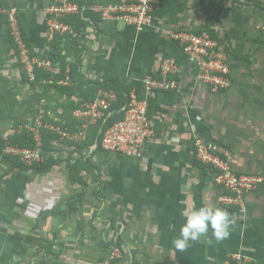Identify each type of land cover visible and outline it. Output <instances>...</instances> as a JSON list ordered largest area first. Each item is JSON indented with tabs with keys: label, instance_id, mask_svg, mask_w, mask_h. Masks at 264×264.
Masks as SVG:
<instances>
[{
	"label": "crops",
	"instance_id": "0c3cea01",
	"mask_svg": "<svg viewBox=\"0 0 264 264\" xmlns=\"http://www.w3.org/2000/svg\"><path fill=\"white\" fill-rule=\"evenodd\" d=\"M90 1L107 5L120 0ZM13 2L36 56L52 58L63 71L70 68L75 60L68 52L70 41L56 37L47 22L50 0ZM175 30L215 36L228 52L229 88L211 92L198 79L195 66L169 34ZM84 34V78L141 81L158 72L164 57L175 56L179 87L153 96L155 138L139 157L106 153L93 145L82 152L77 144L63 146L51 138L67 159L36 172L13 167L0 147V264H93L108 258L103 241L112 231L122 236L126 251L118 264H221L238 251L264 264V183L247 196L246 211L221 204V189L209 169L199 165L193 146L197 138L216 142L231 152L234 169L264 174V7L246 0H161L153 26L140 32L98 20L88 23ZM56 81L34 85L0 16L2 141L30 125L42 107L65 119L67 112L56 103L83 99L86 85H60L75 91L59 95ZM80 156L96 169L72 183L68 163ZM203 205L230 213V235L217 241L209 229L185 250L175 249L172 242L184 217L193 206Z\"/></svg>",
	"mask_w": 264,
	"mask_h": 264
},
{
	"label": "built area",
	"instance_id": "2783aa9c",
	"mask_svg": "<svg viewBox=\"0 0 264 264\" xmlns=\"http://www.w3.org/2000/svg\"><path fill=\"white\" fill-rule=\"evenodd\" d=\"M82 0H50L46 8L47 22L53 34L76 37L78 34L67 18L82 14L89 9L99 15V21L112 20L125 26L142 31L153 26L161 0H120L107 5L92 3L89 7ZM264 7V0H246ZM19 8L13 0H0V16H5L7 27L19 52L23 69L31 80L35 79L36 68L50 74L47 82H55L57 74L65 77L57 79L59 85L70 84V68L62 70L52 58L31 56L19 24ZM174 39L185 57L195 66L198 79L211 92H221L232 84L230 61L227 50L207 31L190 30L171 31ZM180 62L175 56H167L160 62L156 74L141 80V91L133 87L126 95V102L118 106V93L113 89L99 88L92 99H82L72 111L73 121L54 118L45 108H41L31 124L27 125L36 141L33 148L20 147L9 142L5 137L2 152L5 155L18 157L24 164L32 166L52 155L43 147V129L55 135L57 144L66 146L80 144L89 134L92 126H100V148L106 153H119L139 157L146 145L155 138V128L149 115L150 99L161 92L177 90L179 87ZM112 121L109 123V121ZM98 143L92 146L97 148ZM74 145V146H75ZM195 156L213 174L215 183L220 187L218 200L223 205L237 206L246 211L247 196L264 183V175L253 172H242L234 169L232 154L216 142L197 138L193 142ZM118 246L112 248L111 255L93 264H112L121 257ZM221 264H255L254 259L242 252L231 253Z\"/></svg>",
	"mask_w": 264,
	"mask_h": 264
},
{
	"label": "trees",
	"instance_id": "16d2710c",
	"mask_svg": "<svg viewBox=\"0 0 264 264\" xmlns=\"http://www.w3.org/2000/svg\"><path fill=\"white\" fill-rule=\"evenodd\" d=\"M81 3L87 7L90 6V4H92V2L90 0H82ZM2 19L7 23L6 17L5 16H1ZM100 18L99 16L96 15V13H94L93 11L89 10V9H85L84 12L82 14H77L74 16H71L69 18L66 19V21H68L69 23H72L75 28H76V32H77V36L76 37H72V36H66L68 37L70 43L68 46V52L69 55H73L75 60L70 62V76L72 78V81L78 82L79 84H83L86 85L85 88L82 87L83 89V99H92L95 97L96 91L99 88H106V89H113L118 93V97H119V103L118 106L123 105L126 102V95L129 93V91L133 88V87H137L138 91H141V81H136V80H132L128 83H124L122 81H120L119 79L115 78V77H107L101 80H90V79H86L82 76V74L80 73V64H81V56L82 53L84 52V48H82V46L80 45L81 43H83V39L85 37L84 34V29L86 27V25L89 24H94L96 21H98ZM21 31H22V35L24 37V40L30 50V54L31 56H35L36 53L34 52V50L32 49L31 45L29 44L27 37L25 35L24 29L23 27H21ZM200 32V31H197ZM9 33V30H8ZM10 35V33H9ZM59 36V38L63 37L60 36L59 34H56V37ZM214 38L215 36L212 35ZM10 40L12 42V45L14 47V50L16 52V55L18 57L19 60V64L23 70V72L25 74H27L25 72V70L23 69V64L21 63L20 59H19V52L17 49L16 44L13 41L12 36L10 35ZM60 54V53H59ZM66 58V56L64 57V59ZM62 60V59H61ZM56 80L59 78H63L65 77V74L60 73L57 74L56 76ZM50 78V74L46 71H43L39 68H36L35 71V79L32 80V82L34 83V85L40 83V81L43 80H49ZM45 87L44 89L46 91L51 89V85L49 83L44 84ZM56 87V91L59 95H62L64 93H74L75 88L74 87H68V86H60L58 84H55ZM78 103V102H77ZM77 103L71 102V101H67V103H56V108L59 106H63L65 111L67 112L65 114V120L67 123H71L73 121L72 118V111L73 109L76 107ZM154 104V98L152 97L150 99V110H149V115L150 117H152V111H151V106L153 107ZM47 107H50V104H47ZM112 121V119L109 121V123ZM99 127L100 126H92L88 137L81 142L80 144H77L79 147L78 150H82L83 148H88L91 145H95L96 143H98L97 145V150H101L100 148V139H101V133H99ZM43 147L44 149H47L48 151H51L53 145L50 144V140L51 138H55V135L47 130V129H43ZM9 142L13 145H18L20 147H29V148H33L36 146V141L34 139V136L32 134L31 131L28 130V128L26 127L24 130H22L21 132L17 133L15 132L13 135H11L9 137ZM3 143L4 140L2 141V139H0V147L1 150L3 149ZM53 155L48 156V158L42 162H36L34 163L32 166H28L26 164H24L18 157L16 156H11V155H6V157L12 162L13 167H18L21 170H28V169H34L36 172H42L48 169H51L57 162V158L52 157ZM199 162V161H198ZM199 165L203 168L205 167L204 164H202L201 162H199ZM71 170H70V177L72 180V183H75L74 180L75 178H78L79 176H83L85 175V173H89L92 169H96L95 165L90 162L89 160L87 161H75L73 164L70 165ZM238 171V170H237ZM253 173H257V172H253ZM262 174V173H261ZM113 232V233H112ZM111 232V237L110 239H108L107 241H103V249L105 252V257H109L111 255L112 252V248L114 246H118L122 253H125V248L122 246L123 244V239L122 236H120L119 234L117 235L116 231H112ZM115 236V237H114ZM117 260H113L112 264H118Z\"/></svg>",
	"mask_w": 264,
	"mask_h": 264
},
{
	"label": "clouds",
	"instance_id": "9594fccd",
	"mask_svg": "<svg viewBox=\"0 0 264 264\" xmlns=\"http://www.w3.org/2000/svg\"><path fill=\"white\" fill-rule=\"evenodd\" d=\"M234 221L228 211L216 205L193 206L184 217L179 235L173 240V246L179 251L189 247L190 241H196L206 235L209 229L217 241L228 238Z\"/></svg>",
	"mask_w": 264,
	"mask_h": 264
},
{
	"label": "rangeland",
	"instance_id": "374dc122",
	"mask_svg": "<svg viewBox=\"0 0 264 264\" xmlns=\"http://www.w3.org/2000/svg\"><path fill=\"white\" fill-rule=\"evenodd\" d=\"M44 58V57H43ZM46 59H48V58H46ZM59 148H60V146H58L57 148H56V150H59ZM78 151H80V150H78ZM82 151V150H81ZM83 152V151H82ZM59 156V158H57ZM65 156H67V154H63L62 153V150H59V155H57V157H55V158H57V160L58 161H62L63 159H67V157H65ZM75 160L76 161H80V160H82V156H80V157H77V158H75ZM85 161H87V159L85 160ZM74 163V162H73ZM72 162H70V163H68L69 165H71V164H73ZM264 175V174H263Z\"/></svg>",
	"mask_w": 264,
	"mask_h": 264
}]
</instances>
